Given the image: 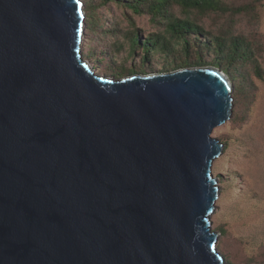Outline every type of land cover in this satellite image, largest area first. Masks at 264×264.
Listing matches in <instances>:
<instances>
[{
	"label": "water",
	"instance_id": "95a60500",
	"mask_svg": "<svg viewBox=\"0 0 264 264\" xmlns=\"http://www.w3.org/2000/svg\"><path fill=\"white\" fill-rule=\"evenodd\" d=\"M84 35L82 0H0V264H229L211 216L231 79L98 75Z\"/></svg>",
	"mask_w": 264,
	"mask_h": 264
},
{
	"label": "trees",
	"instance_id": "16d2710c",
	"mask_svg": "<svg viewBox=\"0 0 264 264\" xmlns=\"http://www.w3.org/2000/svg\"><path fill=\"white\" fill-rule=\"evenodd\" d=\"M82 1L85 36L92 39L86 44L88 53L83 55L96 56L106 74L122 78L148 74L158 66L162 67L160 72L215 66L234 82L232 121L245 120L241 104L245 105L252 95L248 79L254 76L264 80V65L259 60L264 56V41L251 37L241 25L244 18L249 22L260 19L261 0ZM112 3L124 9L129 22L126 28L119 22L106 23L102 9ZM133 14L146 17L155 30L142 37V28L136 27ZM102 41L103 52L98 45Z\"/></svg>",
	"mask_w": 264,
	"mask_h": 264
},
{
	"label": "rangeland",
	"instance_id": "374dc122",
	"mask_svg": "<svg viewBox=\"0 0 264 264\" xmlns=\"http://www.w3.org/2000/svg\"><path fill=\"white\" fill-rule=\"evenodd\" d=\"M261 1L260 19L249 22L244 18L241 29L264 41V0ZM102 13L107 24L119 22L123 28L129 24L124 9L113 3L103 8ZM133 16L136 27L142 28V37L155 30L146 17ZM91 40L84 35L82 54L88 53L86 44ZM98 45L102 52L105 51L104 41ZM138 55L136 53V58ZM83 58L89 61L96 74L111 76L106 74L103 63H99L96 56L83 55ZM259 60L264 65V56ZM153 68L155 70L148 74L160 72L162 67ZM248 84L252 95L245 105L241 104L245 120L232 121L233 106L230 120L212 132V137L219 139L225 149L212 164V174L217 179L220 193L211 216V227L221 234L217 249L229 264H264V80L253 76L248 79Z\"/></svg>",
	"mask_w": 264,
	"mask_h": 264
}]
</instances>
